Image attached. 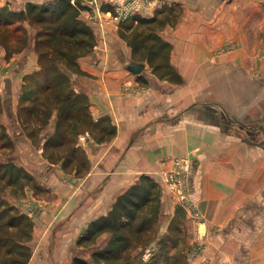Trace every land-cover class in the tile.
<instances>
[{"label": "crops", "instance_id": "0c3cea01", "mask_svg": "<svg viewBox=\"0 0 264 264\" xmlns=\"http://www.w3.org/2000/svg\"><path fill=\"white\" fill-rule=\"evenodd\" d=\"M50 1L0 0V6L23 9L29 2ZM116 1L94 0L91 10L83 11L98 45L79 59L83 74L69 72L75 90L88 94L94 118L109 116L116 135L102 142L89 131L81 136L91 164L83 177L44 158L46 178L53 174L52 184H46L48 208L46 197L31 187L19 196L5 195L35 223L29 263L72 264L75 243L90 221L107 213L142 174L159 182L182 158L192 166L188 191L199 213L184 206L191 262L264 264V148L258 145L264 140V0H132L144 16L181 8L177 24L161 32L173 44L172 64L181 84L161 80L148 64L141 73L129 71L133 59L119 35L121 19L101 10L102 3L114 7ZM9 82L7 105L14 101L15 80ZM8 114L14 130L21 129L9 106ZM230 118L235 123H228ZM23 137L16 142L19 153ZM20 164L32 166L31 160ZM160 183L163 212L172 216L183 202Z\"/></svg>", "mask_w": 264, "mask_h": 264}, {"label": "trees", "instance_id": "16d2710c", "mask_svg": "<svg viewBox=\"0 0 264 264\" xmlns=\"http://www.w3.org/2000/svg\"><path fill=\"white\" fill-rule=\"evenodd\" d=\"M93 0H52L29 2L21 10L10 4L0 6V46L6 58L34 47L37 68L25 76L18 102L17 121L23 135L33 144L43 142L42 154L50 164H61L69 174L83 177L90 171V159L79 136L89 131L99 142L113 139L117 128L107 115L96 120L88 94L76 91L69 72L83 74L80 60L98 45V35L83 19ZM101 10L117 15L115 6L101 4ZM181 8L164 7L153 16L133 14L119 22V35L131 48L133 60L146 63L161 80L184 82L172 64L173 44L161 32L175 26ZM144 77V76H143ZM0 93V113L3 111ZM54 125L51 132L47 130ZM16 141L0 125V150L12 151ZM27 187L44 189L34 174L9 155L0 160V264H30L35 223L5 195L19 196ZM163 188L153 176L142 174L119 194L112 208L89 222L76 241L79 252L72 264H192L186 254L188 215L177 206L168 233L161 237L150 262L138 260V249L147 247L160 231ZM108 236L100 245L102 236Z\"/></svg>", "mask_w": 264, "mask_h": 264}, {"label": "rangeland", "instance_id": "374dc122", "mask_svg": "<svg viewBox=\"0 0 264 264\" xmlns=\"http://www.w3.org/2000/svg\"><path fill=\"white\" fill-rule=\"evenodd\" d=\"M92 2H94V0L89 2V7H90V5H91V7L88 10H91V8H92V6H93ZM114 6H115L116 13H117L119 19H127V18H130V16H132L133 14H140L139 12L135 11L134 8H130V10H131L130 15H129V17L126 18L124 15V12H121V9L117 8L118 6L116 4H114ZM13 8L17 9L16 7H13ZM21 9H17V10H21ZM34 55L37 56V54L34 51V47H31L30 49L23 51L21 54H16L11 58H6V50L4 47L0 46V93H1L2 98H3V105H2L3 111L0 113V125H5L8 134H10L11 138L14 139L16 142H18V140H19L18 137L21 134L23 135V131H22V128L21 129L17 128V130H14V129H16V127L15 128L12 127V119L9 117V114H8V106L10 108H12V110L15 111V118L17 119V111H18L17 106H18L20 96L22 94L21 93L22 87L25 83V76L31 74L37 68V63L33 59L35 57ZM11 77L15 80V85L12 86L13 93H14V96H13L14 101L11 103V105L9 103L7 105L5 103V99L7 97L6 89H8V88H6V87H8V85L10 83L9 79ZM233 131L234 130H232V132ZM84 134H86V133H84ZM84 134H81L79 136V138ZM23 136L24 137L21 140L22 142L20 141L22 143L23 151L21 153H19V151L16 150L15 148H13L12 151L0 150V160L4 159L6 157H9V155L16 156L15 157L16 161L19 164L25 163V160H31L32 166H30V168H29L30 171L34 174L39 185L44 184V185H42L44 187V189L41 190V192H37L36 190H34V193H35V195H39L41 198L46 197V199L48 201H47L45 207L48 208L49 207V205H48L49 199L47 198V196H48V191L50 189L46 186V184H52V182H49V179L53 178V174L52 175L50 174L48 176L49 179H47L46 178L47 173L46 172L44 173L45 169H47V166H46V163L44 160V156L40 151L43 148L42 147L43 142H41L40 145L33 144V142L31 144V142L28 141L26 135H23ZM27 142L30 143V147L26 145ZM79 142H81V138H80ZM43 169H44V171H43ZM41 173H44V174H41ZM71 178L72 177L67 176V179H71ZM158 180H159V182L161 181L163 183L165 189L166 188H167V190L170 189L168 184L166 182H163L164 177L158 178ZM183 182L185 184V187H189L188 186L189 182L187 181V176L185 178H183ZM161 186H162V184H161ZM162 188H163V186H162ZM177 206H181V205H177ZM182 206L184 207L186 205L184 204ZM163 211H164V207H163ZM162 213H163V215L160 219V224L158 227L160 229V231H159L157 237L151 241L149 246L140 248V249H138V251H136V254H138V256H137L138 260H140L142 262H150L151 261L150 259L152 257V254L157 251L158 240L161 237H163L164 235H166L169 231L168 226H169L170 220L172 219V217L174 215L170 216V214H168V213H164V212H162ZM185 228H186L187 233H189L188 234V239H189L191 229L189 228L188 222H187V226L185 224ZM107 238H108V236L106 234H105V236H102L100 239V245H104ZM81 249L82 248L77 247V245L75 243L74 251L72 252V256L74 257V254L79 253L82 256L89 258L90 252H86V251L85 252H79V250H81ZM73 257H72V259H73ZM187 257H188V253H187ZM188 259H189V257H188Z\"/></svg>", "mask_w": 264, "mask_h": 264}, {"label": "built area", "instance_id": "2783aa9c", "mask_svg": "<svg viewBox=\"0 0 264 264\" xmlns=\"http://www.w3.org/2000/svg\"><path fill=\"white\" fill-rule=\"evenodd\" d=\"M115 4L118 6L117 8L121 9V12H124L125 17H129L130 15V8H136V3L132 0H117ZM81 139H84L81 137ZM175 169L166 171L163 175L164 181L166 182L171 189V192L178 198L180 202H183L187 209L191 210L196 217H199V213L195 212L194 205L189 197L188 187H185L183 182V178L187 175V172L191 170L192 166L189 161L186 159H178L175 160ZM183 204V205H184Z\"/></svg>", "mask_w": 264, "mask_h": 264}, {"label": "water", "instance_id": "95a60500", "mask_svg": "<svg viewBox=\"0 0 264 264\" xmlns=\"http://www.w3.org/2000/svg\"><path fill=\"white\" fill-rule=\"evenodd\" d=\"M145 67H146V63H141V62H137V61H135V60H131V62L129 63V67H128V69H129V71H130L131 73L133 72V73L138 74V73H141V72L145 69ZM9 86H10V83H9V85H8L7 88H9ZM8 90H9V89H8ZM202 109H207V107L202 108ZM208 109H209V110L212 109V110H214V111L217 110L214 106H211V105H210V107H208ZM218 118H219V117H218ZM218 118H217V119H218ZM230 119H231V118H230ZM218 120H220V118H219ZM233 121H234V120L231 119L228 123H230V124L235 123V122H233ZM242 127H244V125H242ZM225 128H226V127L223 126V129H225ZM240 128H241V127H240ZM261 128H262L261 130L264 131V126L261 127ZM258 145L264 148V140L261 141V142H259Z\"/></svg>", "mask_w": 264, "mask_h": 264}, {"label": "flooded vegetation", "instance_id": "af4514ba", "mask_svg": "<svg viewBox=\"0 0 264 264\" xmlns=\"http://www.w3.org/2000/svg\"><path fill=\"white\" fill-rule=\"evenodd\" d=\"M247 128H249V127H247ZM245 129V128H244ZM244 129H242V130H244ZM248 131H250V129H247Z\"/></svg>", "mask_w": 264, "mask_h": 264}]
</instances>
